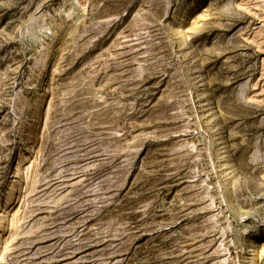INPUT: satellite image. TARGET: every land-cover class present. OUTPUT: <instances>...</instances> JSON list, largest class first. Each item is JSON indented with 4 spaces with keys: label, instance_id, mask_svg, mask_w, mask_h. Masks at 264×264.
I'll use <instances>...</instances> for the list:
<instances>
[{
    "label": "rangeland",
    "instance_id": "obj_1",
    "mask_svg": "<svg viewBox=\"0 0 264 264\" xmlns=\"http://www.w3.org/2000/svg\"><path fill=\"white\" fill-rule=\"evenodd\" d=\"M0 264H264V0H0Z\"/></svg>",
    "mask_w": 264,
    "mask_h": 264
}]
</instances>
